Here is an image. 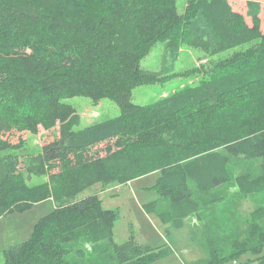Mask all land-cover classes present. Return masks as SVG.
I'll use <instances>...</instances> for the list:
<instances>
[{
    "label": "trees",
    "instance_id": "trees-1",
    "mask_svg": "<svg viewBox=\"0 0 264 264\" xmlns=\"http://www.w3.org/2000/svg\"><path fill=\"white\" fill-rule=\"evenodd\" d=\"M184 40L209 55L233 51L204 67L199 83L134 103L133 88L166 79L141 68L150 47L165 42L164 55L175 60ZM75 95L109 98L119 114L74 129L78 114L63 99ZM56 126L36 161L17 170L11 151L23 147L22 135ZM109 141L104 155L88 153ZM228 154L261 160L259 174L239 173L234 182L244 197L264 192V0H186L182 13L177 0H0V162L10 167L0 176V215L54 203L29 239L3 250V264H71L69 245L81 238L106 242L99 264H156L160 250L133 235L113 240L116 208H103L96 194L77 195L158 171L159 198L142 207L181 228L189 215L200 217L202 195L193 197L191 182L202 192L226 183ZM32 174L47 177L29 184ZM250 217L256 229L264 205ZM255 229L245 241L258 238ZM234 245L228 256L210 247L201 262L247 253ZM251 249L245 264H264V237Z\"/></svg>",
    "mask_w": 264,
    "mask_h": 264
},
{
    "label": "rangeland",
    "instance_id": "rangeland-1",
    "mask_svg": "<svg viewBox=\"0 0 264 264\" xmlns=\"http://www.w3.org/2000/svg\"><path fill=\"white\" fill-rule=\"evenodd\" d=\"M185 4L186 0H177L178 12L184 11ZM164 46L165 42L162 41L153 44L141 59L140 66L143 69L160 71L166 79L133 88L131 100L134 103L148 104L169 96L187 85L199 83L205 78L204 67L226 58L233 51L229 49L209 55L184 40L179 45L176 59L172 60L168 54L164 55ZM245 46L244 44L240 47ZM199 68L201 71L198 70ZM63 102L72 105L78 114L74 129L119 114L117 103L109 98H102L97 103H93L88 96L75 95L64 98ZM56 132L57 126L49 130L40 128L37 133H24L23 147L18 151H11L18 160L15 168L22 171L27 163L28 165L34 163L41 145L50 140ZM110 143V141L98 143L90 147L88 153L104 155L105 148ZM8 162L9 159L0 162V176L9 172ZM224 165L229 179L214 190L202 192L190 181L193 197L200 198L199 195H202L200 217L198 219L193 214L189 215L181 228H173L169 224L162 223L154 212H146L142 207L144 203L159 198L154 188L159 176L158 171H152L126 182L115 181L108 185L95 183L80 192L77 199L96 194L103 208H116L119 215L113 227V240L121 243L133 235L137 243L148 244L154 251L160 250L162 255L156 264H203L201 261L208 260L210 247L217 250L220 256H228L236 253L233 252L237 249L235 242L239 249H247V253L244 252L238 259L232 258L223 264H245L254 258L251 247L264 237V218L255 229L250 217L253 209L264 205V192L244 197L239 193L234 178L239 173L259 174L261 160L228 154ZM46 177V175L32 174L29 184L41 183ZM53 205L52 199L49 198L33 204L22 212L6 211L0 215V264H3V250L29 239L39 216L48 213ZM164 206L163 203L162 207ZM253 229H255L253 236L258 238L245 241V234L252 233ZM243 242H246V245ZM105 244L106 242L94 243L87 238L77 239L69 245L71 252L67 259L71 264H99L104 256L100 250L104 249Z\"/></svg>",
    "mask_w": 264,
    "mask_h": 264
}]
</instances>
